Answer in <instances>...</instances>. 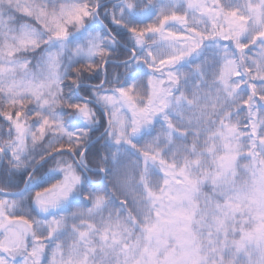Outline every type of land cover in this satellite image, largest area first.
<instances>
[{
	"label": "snow or ice",
	"instance_id": "obj_1",
	"mask_svg": "<svg viewBox=\"0 0 264 264\" xmlns=\"http://www.w3.org/2000/svg\"><path fill=\"white\" fill-rule=\"evenodd\" d=\"M0 264H264V0H0Z\"/></svg>",
	"mask_w": 264,
	"mask_h": 264
},
{
	"label": "trees",
	"instance_id": "obj_2",
	"mask_svg": "<svg viewBox=\"0 0 264 264\" xmlns=\"http://www.w3.org/2000/svg\"><path fill=\"white\" fill-rule=\"evenodd\" d=\"M139 19H141V20H143L144 22H147V20L149 19V17L148 16H145V17H139ZM105 23H109L108 21H105ZM111 27H112V29H113V31L115 32V33H117V34H120L121 33V29L119 28V27H117V26H115V25H111ZM123 58V57H122ZM109 71H113V72H116V71H119V72H123L124 70L121 68V69H115V68H110L109 69ZM101 131H103V129H101ZM97 135H99V133H97ZM57 177H55V176H48V177H46L45 179L47 180V181H52V180H54V179H56ZM7 191H9V190H7Z\"/></svg>",
	"mask_w": 264,
	"mask_h": 264
}]
</instances>
